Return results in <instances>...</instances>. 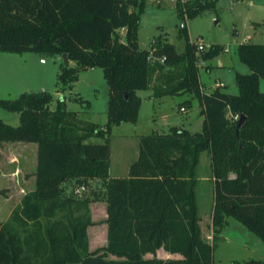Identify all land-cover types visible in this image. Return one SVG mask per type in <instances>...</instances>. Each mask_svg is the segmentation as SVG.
<instances>
[{"label":"trees","instance_id":"obj_1","mask_svg":"<svg viewBox=\"0 0 264 264\" xmlns=\"http://www.w3.org/2000/svg\"><path fill=\"white\" fill-rule=\"evenodd\" d=\"M145 3L0 0V52L65 55L67 62L62 59L56 75L57 93L71 90L80 71L92 69L102 70L109 92L104 125L86 120V112L69 111L65 97L51 109L53 96L47 92L0 98V109L19 115L17 126L0 120V146H37L35 190L0 224V264H214V247L202 239L198 215V167L204 152L214 187L213 233L234 218L264 242V92L259 89L264 44L237 46L239 61L250 70L235 74L237 94L222 87L204 93L198 64L225 49L211 45L199 51L185 23L213 8L215 0H176L185 43L181 53L160 36L148 50L140 48ZM151 54L156 60L149 59ZM139 91H151L155 99L192 95L204 116L202 129L190 133L174 126L165 134L140 136L127 177L110 179V134L114 126L137 122ZM236 115L245 117L240 128ZM90 181L104 185L94 199H103L107 215V244L94 252L88 241L94 224L90 200L65 194L68 182L87 188ZM160 249L181 258L159 259Z\"/></svg>","mask_w":264,"mask_h":264},{"label":"rangeland","instance_id":"obj_2","mask_svg":"<svg viewBox=\"0 0 264 264\" xmlns=\"http://www.w3.org/2000/svg\"><path fill=\"white\" fill-rule=\"evenodd\" d=\"M175 2L176 0H146L138 31L141 49L148 50L152 40L160 36L174 45L177 52L184 51L185 43L179 35L181 22L176 14ZM185 26L190 41L201 43L205 50H208L211 45H220L225 49L222 54L198 64L201 83L209 90L210 87L215 86L216 82H219L224 91L237 94L235 74H248L250 70L239 61L236 48L243 43L264 44V0H215L213 8L202 12L194 19L186 20ZM36 55L38 58L45 59L46 65L40 69L35 66L31 70V75L34 76L36 86L39 73L45 75L42 82L44 90L54 96L51 109L55 108L57 100H63L65 97L69 111L86 112V120L97 125H104L107 122L109 92L102 70L80 71L79 79L74 87L64 93H58L56 97V75L62 59L58 56ZM71 65L74 67L73 62ZM208 65H211L210 71H206ZM15 72L16 69L10 66L0 70L1 99H16L23 93L18 91L22 86L17 85L23 84V81L13 76L12 73ZM54 72L55 77L52 76ZM157 77L158 74L155 73L153 85L156 84ZM259 89L264 92V80H261ZM150 93L151 91L138 92L141 107L135 124L123 123L112 128L111 166L119 167L129 164L135 158L137 135L147 136L154 132L165 134L170 127L182 125L184 126L182 128L192 133L201 131L200 115L195 111L188 112L191 105H188L190 102L186 100L191 101L189 95L182 94L154 100L149 96ZM193 101L195 100L193 99L192 103ZM181 107H185L187 112H179ZM0 120L10 126H17L19 115L0 109ZM91 142L101 143L102 140L91 139ZM0 151L3 153L2 156L8 152L18 158L22 153L17 144L0 146ZM200 160L197 186L199 226L202 239L210 242L214 247V264H231L248 260L264 261V242L234 218L227 219L228 224L220 233L216 235L213 233L211 221L214 187L210 169L207 166L208 155L205 152L202 153ZM9 182L5 178L0 180V224L7 221L13 206L17 204L14 194L15 185ZM76 188L77 185L68 182L65 194L73 198L81 197V199L90 200V215L94 224L88 228L89 251H100L107 244L106 206L102 198L99 200L94 198L97 192L103 193L104 185L90 181L81 196L75 193ZM214 235L215 238H213ZM164 253L166 252L161 250L157 255L161 257Z\"/></svg>","mask_w":264,"mask_h":264},{"label":"crops","instance_id":"obj_3","mask_svg":"<svg viewBox=\"0 0 264 264\" xmlns=\"http://www.w3.org/2000/svg\"><path fill=\"white\" fill-rule=\"evenodd\" d=\"M41 59L42 58H38L36 53L11 54V53L0 52V70H2L4 67H7V66L14 67L16 69V72L12 73L13 76H15L16 79H21L23 81V84H17L19 86H22V88H20L18 90L19 92H23V93L45 92L44 84L42 83L45 79V75H43V74L40 75V73H39V76H38L39 80H38L37 86H36V84L34 85V83H35L33 80L34 76L31 75V70L33 68H35V66H37L40 69V67L43 68L46 65V62L40 63ZM69 65H71V62H69ZM210 66L208 65L206 67L211 68ZM206 71H210V69L206 70ZM48 72H49L48 75H50V71H48ZM0 75H2V74L0 73ZM52 76L55 77V72L52 74ZM199 80H200V84H201V89L204 93L210 92L213 89H215L216 87L222 86L221 84H219V82H216L214 87H210V89H209L210 91H209V90H207V87L201 83L200 75H199ZM33 91H35V92H33ZM57 94L58 93L56 92V97L58 96ZM151 94H152V92L149 94L150 97H152ZM185 94L189 95L191 97V101L186 100V101L190 102L188 105H191L188 112L195 111L196 113H198L201 117V123H202L204 116L201 113V108H200L197 100L194 99L192 97V95H190L188 93H185ZM153 99L155 100V98H153ZM193 99L195 101H193V103H192ZM161 100H162V98H161ZM51 108H53V107L51 106ZM182 108L184 109V111H181ZM194 109H196V110H194ZM179 112L186 113L187 110H185V107H181V108H179ZM177 127L182 128L184 126L182 125V126H177ZM190 133H192V132H190ZM139 137L140 136H138V135L136 136L135 141H136V145H137V151L135 154V158H133V160H135L137 155H138V138ZM6 144H17L20 146V149L22 151L20 158H18L17 156H14L8 152L2 156L3 153L0 151V161H1L0 162V180L5 178V179H7L8 182L10 181L9 182L10 184L15 185L14 194L17 198V201H16L17 204H15L13 206V208H12V210H13L16 206H18V204L20 203L22 198L27 193L35 190V185H36L35 173H36V166H37V146L35 144H25V143H4L1 146L6 145ZM110 162H111V160H110ZM130 163L129 164L126 163L125 165H120L119 167L117 165L111 166V163H110L109 178L113 179V178H125V177H127L128 167H129ZM200 163H201V160H200ZM210 165H211V162H210V158L208 156V165L207 166L209 169H210ZM210 170H209V172H210ZM113 171L115 172L114 174H113ZM211 180L213 182L212 178H211ZM16 193H17V195H16ZM9 198H11V197L9 196ZM105 206H106V204H105ZM106 217H107V215H106ZM161 250L162 249L158 250L156 253L157 258H159V259L168 260V259H173V258H175V259L181 258L180 255H177V254L171 255V254H168L167 252L163 254L164 256L160 257L157 254Z\"/></svg>","mask_w":264,"mask_h":264},{"label":"built area","instance_id":"obj_4","mask_svg":"<svg viewBox=\"0 0 264 264\" xmlns=\"http://www.w3.org/2000/svg\"><path fill=\"white\" fill-rule=\"evenodd\" d=\"M198 50H199V51L204 50V46H203L201 43H198ZM149 59H151L152 61L156 60L152 54L149 56ZM164 60H165V59L163 58V59H161L160 61L163 62ZM40 63H45V60H44V59H41V60H40ZM181 111H184V109L182 108ZM235 119H239V116L236 115V116H235ZM85 189H86V188H85L84 186H80V187H78V188L75 190V193L78 194V196H81V194L84 192Z\"/></svg>","mask_w":264,"mask_h":264},{"label":"water","instance_id":"obj_5","mask_svg":"<svg viewBox=\"0 0 264 264\" xmlns=\"http://www.w3.org/2000/svg\"><path fill=\"white\" fill-rule=\"evenodd\" d=\"M181 26H182V23H181ZM62 59H63L64 63L67 62V57L65 55H63ZM244 121H245V117L244 116H240L239 119H238V122H237V128H240L241 125L244 123Z\"/></svg>","mask_w":264,"mask_h":264}]
</instances>
